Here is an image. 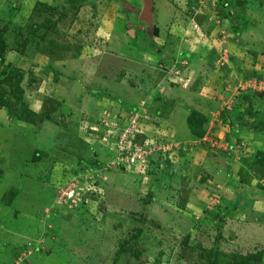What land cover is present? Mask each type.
<instances>
[{
  "label": "rangeland",
  "instance_id": "rangeland-1",
  "mask_svg": "<svg viewBox=\"0 0 264 264\" xmlns=\"http://www.w3.org/2000/svg\"><path fill=\"white\" fill-rule=\"evenodd\" d=\"M151 1L0 0V264H264V0Z\"/></svg>",
  "mask_w": 264,
  "mask_h": 264
},
{
  "label": "water",
  "instance_id": "water-1",
  "mask_svg": "<svg viewBox=\"0 0 264 264\" xmlns=\"http://www.w3.org/2000/svg\"><path fill=\"white\" fill-rule=\"evenodd\" d=\"M127 8H128V10L135 11L131 7L130 4H127ZM151 10H152V1L151 0H145L144 11L141 12V18L151 22V20H152ZM149 31H151V28L149 29Z\"/></svg>",
  "mask_w": 264,
  "mask_h": 264
},
{
  "label": "built area",
  "instance_id": "built-area-1",
  "mask_svg": "<svg viewBox=\"0 0 264 264\" xmlns=\"http://www.w3.org/2000/svg\"><path fill=\"white\" fill-rule=\"evenodd\" d=\"M126 143H128V142H126ZM122 150H125V149L123 148ZM126 160L128 161V163L130 165H135L136 163L140 165V162H141V159L138 157V155L132 154V153L126 157Z\"/></svg>",
  "mask_w": 264,
  "mask_h": 264
},
{
  "label": "trees",
  "instance_id": "trees-1",
  "mask_svg": "<svg viewBox=\"0 0 264 264\" xmlns=\"http://www.w3.org/2000/svg\"><path fill=\"white\" fill-rule=\"evenodd\" d=\"M200 115H202V114H199L198 112H193V114H192L191 117L189 118V122H190V124H192V118H193L194 116H198V117H200ZM201 117H202V119L204 120L203 115H202Z\"/></svg>",
  "mask_w": 264,
  "mask_h": 264
}]
</instances>
